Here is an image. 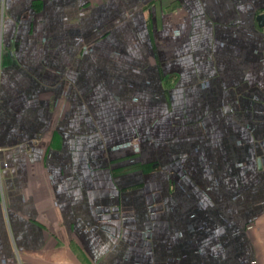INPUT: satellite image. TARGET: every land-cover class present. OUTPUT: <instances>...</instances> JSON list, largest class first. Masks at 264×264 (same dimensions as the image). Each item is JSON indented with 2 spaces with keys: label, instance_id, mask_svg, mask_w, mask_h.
<instances>
[{
  "label": "crops",
  "instance_id": "obj_1",
  "mask_svg": "<svg viewBox=\"0 0 264 264\" xmlns=\"http://www.w3.org/2000/svg\"><path fill=\"white\" fill-rule=\"evenodd\" d=\"M264 0H0V264H264Z\"/></svg>",
  "mask_w": 264,
  "mask_h": 264
},
{
  "label": "water",
  "instance_id": "obj_2",
  "mask_svg": "<svg viewBox=\"0 0 264 264\" xmlns=\"http://www.w3.org/2000/svg\"><path fill=\"white\" fill-rule=\"evenodd\" d=\"M255 21L258 27L264 28V12H260L255 16Z\"/></svg>",
  "mask_w": 264,
  "mask_h": 264
}]
</instances>
